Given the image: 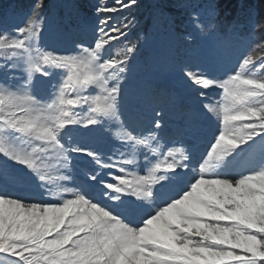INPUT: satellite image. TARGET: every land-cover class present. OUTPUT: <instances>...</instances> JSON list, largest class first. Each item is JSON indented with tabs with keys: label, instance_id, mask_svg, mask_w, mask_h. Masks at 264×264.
Returning <instances> with one entry per match:
<instances>
[{
	"label": "snow or ice",
	"instance_id": "1",
	"mask_svg": "<svg viewBox=\"0 0 264 264\" xmlns=\"http://www.w3.org/2000/svg\"><path fill=\"white\" fill-rule=\"evenodd\" d=\"M136 4L97 7L93 41L69 55L41 52L33 19L0 25V255L11 264H264V78L243 71L253 55L241 51L229 66L234 48L219 40L215 64L182 68L210 138L199 153L176 147L184 133L165 132L159 111L151 120L127 111L136 46L122 60L102 54L128 36L111 14ZM211 86L223 89L215 108L203 102ZM53 171L77 186L48 191Z\"/></svg>",
	"mask_w": 264,
	"mask_h": 264
},
{
	"label": "trees",
	"instance_id": "2",
	"mask_svg": "<svg viewBox=\"0 0 264 264\" xmlns=\"http://www.w3.org/2000/svg\"><path fill=\"white\" fill-rule=\"evenodd\" d=\"M37 3L40 4L38 9L35 8ZM114 5L115 0H0V25L10 29L13 26L26 28L28 20L33 19L42 25L41 52L75 54L77 43L83 42L85 46L91 44L94 28L99 19L104 18L96 12V8ZM34 10L36 16H33ZM241 11L247 16L246 20L237 19ZM232 14L235 15L234 20H231ZM111 15L110 23L129 25L128 36L106 46L102 54L106 58L111 56L122 60L129 56L127 49L136 46L129 64L130 70L125 73L124 88L126 95L140 99L144 112L151 119L154 118V110L174 116L178 114L173 97L166 99L162 94L154 93L152 86L148 85L153 72L163 77L172 70L189 81L182 68L188 65L191 70L198 71L215 64L219 40L229 42L234 48L229 66L236 64L241 51L252 53L254 61L256 57L264 55V0H137L136 6L130 10ZM189 35L193 37L192 41H187ZM153 41L157 42V46H152ZM3 62L4 55L0 53V63ZM17 75L23 77L24 83L28 82L26 70ZM251 75L264 77L263 73ZM33 81L37 91L46 88V82L38 76H33ZM190 87L188 106L182 113L187 116L184 125L187 133L198 130L200 123L196 122L197 118L205 120L198 88L192 83ZM211 88L219 89L218 86ZM203 102L211 108L219 106L212 97H207ZM164 124L166 126V122ZM36 180L39 182L38 177Z\"/></svg>",
	"mask_w": 264,
	"mask_h": 264
},
{
	"label": "rangeland",
	"instance_id": "3",
	"mask_svg": "<svg viewBox=\"0 0 264 264\" xmlns=\"http://www.w3.org/2000/svg\"><path fill=\"white\" fill-rule=\"evenodd\" d=\"M237 15V19H242L246 20L247 16L245 13L242 11L239 12ZM235 15L232 14L231 20H234ZM249 19V18H248ZM230 20V22H232ZM155 41V40H154ZM152 43V46H157V42ZM264 56V55H262ZM255 66L252 67L250 66L249 68L243 69V71H248L250 74L258 75L260 73H263L262 76H264V64H260L258 61H254ZM259 78V77H258ZM264 78V77H263ZM148 85L152 86V91L154 93H159L162 94L163 97L169 98V97H174L175 99V104L179 108V111L182 112L184 111V108L187 106L188 103V98L190 95V81L184 80L183 78H180L179 74H176L174 71L168 72L165 76L161 77L158 73L154 72L149 80H148ZM221 94H218L216 97L217 104L221 105L223 103V89L220 91ZM125 103H126V108L129 109L130 113L133 115H136V118H139L141 120L143 119H148V118H143L141 113L143 112L142 110V105L139 104L138 100L131 99L129 94L126 95L125 98ZM181 113L178 114V116ZM163 120L167 121V125L165 127V132L171 134L175 133L177 131H182L184 133V141L185 145H180L177 144L175 145L176 147L180 146H187L191 147L195 152L199 153L200 151H203L204 147L206 146L208 139H209V134H208V129L206 127L205 121H200L198 120L197 122H200L202 125L198 131H193L191 134L187 133L184 131V119L185 116H182L181 118L178 117H173L170 116L168 113H161ZM149 120V119H148ZM194 134V135H192ZM160 135V133H158ZM193 137H192V136ZM161 143H164L162 140ZM153 148H157V145L154 143L152 145ZM210 150V148H209ZM164 151H167L165 148ZM128 157H124V159H127ZM138 161H142L143 157L138 156ZM162 160L163 157H160ZM156 161L153 160V164ZM202 162V161H201ZM85 165L81 163L80 167H84ZM198 167V166H197ZM127 172L130 173H135L138 175H146L147 174V168H144L142 171L138 170L135 167H129L126 169ZM118 174V172H114L113 175ZM61 175H72V173L64 171V172H57L53 171L51 173V178L48 181H45L47 184V190L48 191H56L58 187H69V188H75L77 185L73 183L72 181H63L60 179ZM131 179V176L128 177ZM59 197H54L53 199H58ZM0 264H11V260L3 255H0Z\"/></svg>",
	"mask_w": 264,
	"mask_h": 264
}]
</instances>
